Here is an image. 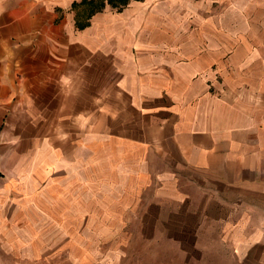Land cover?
I'll return each instance as SVG.
<instances>
[{
	"label": "crops",
	"instance_id": "1",
	"mask_svg": "<svg viewBox=\"0 0 264 264\" xmlns=\"http://www.w3.org/2000/svg\"><path fill=\"white\" fill-rule=\"evenodd\" d=\"M76 1L0 0V162L24 149L17 171L56 146L111 149L99 166L153 173L156 204L201 219L152 230L177 262L205 232L214 252L196 264H264L261 31L238 38L209 0ZM231 70L251 71L241 91L210 95L211 74ZM9 248L0 240V264H21Z\"/></svg>",
	"mask_w": 264,
	"mask_h": 264
},
{
	"label": "rangeland",
	"instance_id": "2",
	"mask_svg": "<svg viewBox=\"0 0 264 264\" xmlns=\"http://www.w3.org/2000/svg\"><path fill=\"white\" fill-rule=\"evenodd\" d=\"M102 1L98 0L99 4ZM209 1L213 2L210 17L219 14L220 18L226 12L229 30L238 38L251 41L253 34L248 31L260 30L264 43V0ZM220 1L226 4H219ZM249 73L214 71L208 79L211 86L207 91L210 95H224L227 83L237 94L241 91V80L249 77ZM108 150L111 149L92 143L77 147L73 153L72 144L56 146L18 172L11 164L15 158L20 161L25 150L9 151L8 157L2 156L0 240L14 250L21 264H139L140 245L147 246L144 257L148 264H183L182 254L179 263L173 255L175 251L162 246L171 245L170 241H163L164 236H152L151 232L163 229L170 233L176 226L195 225L193 221L201 219L177 218L175 204L167 201L156 204L155 185L148 180L153 173L118 175L112 174L103 163L99 166L98 158L107 157ZM165 188L167 191L166 185ZM209 236L213 237L205 232L198 234L204 246L190 250L187 264H196L205 253L212 256Z\"/></svg>",
	"mask_w": 264,
	"mask_h": 264
},
{
	"label": "trees",
	"instance_id": "3",
	"mask_svg": "<svg viewBox=\"0 0 264 264\" xmlns=\"http://www.w3.org/2000/svg\"><path fill=\"white\" fill-rule=\"evenodd\" d=\"M119 1L122 3L123 0H119Z\"/></svg>",
	"mask_w": 264,
	"mask_h": 264
}]
</instances>
